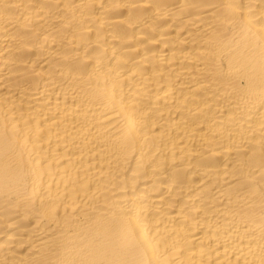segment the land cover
<instances>
[{"label":"bare ground","instance_id":"bare-ground-1","mask_svg":"<svg viewBox=\"0 0 264 264\" xmlns=\"http://www.w3.org/2000/svg\"><path fill=\"white\" fill-rule=\"evenodd\" d=\"M0 264H264V0H0Z\"/></svg>","mask_w":264,"mask_h":264}]
</instances>
